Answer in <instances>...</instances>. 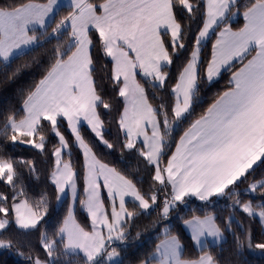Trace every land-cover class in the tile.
<instances>
[{"label":"snow or ice","instance_id":"obj_1","mask_svg":"<svg viewBox=\"0 0 264 264\" xmlns=\"http://www.w3.org/2000/svg\"><path fill=\"white\" fill-rule=\"evenodd\" d=\"M59 8V0H0V61L5 65L46 37L66 34L68 38L67 48H55L45 74L28 91L23 115L9 114L0 129V249H16L30 264H73L71 259H60L69 255L81 257L76 264H122L117 259L121 253L112 244L128 239L131 222L155 205L157 193L164 191L162 218L168 217L177 202L186 203L185 197L207 201L213 196H229L234 207L249 218H258L261 226L258 239L250 226L234 234L237 253L244 248L264 253V177L247 183L248 190L259 192L260 204L241 200L235 191L257 170L264 171V0H71L67 15L56 20ZM198 14L203 17V27L195 36L190 59L170 88L172 99L162 93L158 96L169 82L173 57L187 46L191 22ZM239 15L244 23L234 30L229 21ZM51 24L54 27L49 33ZM37 27L44 29L39 35ZM216 28L218 36L205 66L200 45ZM93 30L98 34L95 42ZM94 47L110 58V67L97 66L91 51ZM236 61L242 67L232 72L233 86L189 125L165 162L173 126L191 114L201 70L211 82ZM19 71L18 67L11 77ZM138 76L144 78L143 83ZM117 97L123 100L117 121L118 131L124 135L123 148L134 150L145 168L153 170L147 191L98 160L78 127L81 120L86 121L95 136L112 148L103 137L101 111H113ZM63 121L83 149V199L77 191V172L70 159H63L69 148L60 132ZM46 129L59 139L51 150L55 199L61 201L70 190L73 203L79 199L86 209L90 229L77 221L70 206L52 237L40 231L49 212L48 196L41 193L39 199H30L23 183V169L35 175L36 164L15 158L8 148L30 145L45 154L49 143ZM102 188L107 190V202ZM126 197L135 205L131 210ZM184 224L200 246L207 237L220 241L225 231L232 230L231 217L221 225L211 214L193 216ZM33 232H39L43 259L26 239ZM164 235L156 245V264H221L210 252L197 259L184 258L180 238L167 228Z\"/></svg>","mask_w":264,"mask_h":264},{"label":"trees","instance_id":"obj_2","mask_svg":"<svg viewBox=\"0 0 264 264\" xmlns=\"http://www.w3.org/2000/svg\"><path fill=\"white\" fill-rule=\"evenodd\" d=\"M34 1L45 2L46 0H33V2ZM7 2L11 3L12 0H7ZM63 9L64 8H61L56 14V20L60 17ZM68 11L69 9H65L66 14ZM242 11L243 9H241V12ZM202 21V15L198 14L191 22L189 40L186 41L187 46L185 49H181L177 56L173 57L174 62L169 68V82L166 89L157 93L158 96L162 93L169 100L172 99L170 88L176 82L179 70L191 57V52L195 48V36L198 35L199 29L203 26ZM184 23H188V21H184ZM230 24L234 29L242 27V15L235 16ZM51 27H54V24H51L47 29L49 33H51ZM92 35L95 42L98 39V34L92 31ZM215 38L216 33L214 32L201 48V62H203L205 66L206 62L210 60L212 45ZM67 44L68 38L66 34L49 36L42 39L39 46H32L30 49L26 50V54L11 59L7 65L0 61V129H2L9 114L15 112L18 117L23 115V100L28 91L33 89L35 84L45 74L46 69L53 61L55 48L60 46L62 49H66ZM91 51L94 59L98 62L97 66H99L100 63L107 64L108 67L111 66L110 58L103 57L98 47L92 48ZM241 65L239 61L235 62L230 70L225 69L218 79L211 82L207 81L206 76L201 70L202 79L199 83V92L193 100L191 114L186 115L185 119H182L178 124L173 126L171 140L169 142L170 146L166 149L164 157L165 162L172 153L175 143L178 142L179 137L189 125L195 119L199 118L223 92L233 86L230 83L232 72L236 71ZM18 67L20 71L14 77H11V74L15 72ZM139 80H141L142 83L144 82L142 78ZM151 93L152 89H149L150 97ZM112 95L115 96V93H112ZM115 106L116 107L111 112L108 110L101 111V119L104 121V139L108 140L109 143L113 145L112 148H108L102 143L100 139L94 136L91 129L86 126L80 128L81 135L101 162L115 168L121 174L136 183L143 191H147L149 185L152 183L150 173L153 170L151 168H145L142 158L138 157L134 150L129 151L123 148L124 135L122 132L118 131L117 124L118 111L123 110L122 98H116ZM60 130L64 133L70 145V151L65 152L63 159L65 161L71 160L73 168L77 172L79 196L80 199H83L84 157L80 148L74 143V136L64 121L62 122ZM46 135L49 143L46 145L47 152L45 154H41L38 149H33L31 146L27 145L9 146L8 152L17 159L24 158L35 162L37 173L35 175H29L27 169H23V183L28 197L32 200L39 199L41 193L47 194L49 199V212L45 216V219L41 221L40 231L47 232L48 235L52 237L67 215L70 201L67 197L61 199V201L55 199V186L51 183L50 179V173L54 170L55 157L51 155V150L53 145H58L59 139L47 129ZM69 152L71 153L70 156L67 154ZM36 175H39V179H36ZM262 177H264V171L257 170L252 177H249L247 182L258 180ZM2 188L3 186L0 185V190H2ZM157 195L158 201L156 206L147 211H142L141 214L131 222L128 239L125 242L114 243L113 247H116L121 253L119 261H122V264H141L142 261H146L147 264L156 262L153 259V254L156 250L158 241L164 236L160 233V229L164 224L170 221L172 222V225L169 227L170 233L178 236L184 245V258H196L202 252H210L221 261V264H264V253L262 252H256V254L249 253V249L244 248L237 253L234 234L239 235L244 229L250 226L254 237L258 239L261 226L258 219L249 218L245 213L239 210L238 206L234 207L232 198L228 197L225 201L226 205H224L221 202L222 200H217V198L213 196L211 197V201L216 200L214 203H207L208 205L202 207L195 206L189 209H183V207L174 208L171 210L169 218H162L161 206L165 199L166 192L160 191ZM247 197L252 196L248 194ZM247 197L243 196L241 200L245 201ZM127 206L130 210L135 207L132 201H129ZM208 212L214 213L216 222L221 225L226 224L229 217H231L232 230L228 233L226 240L222 244L197 250L191 237L183 230L181 223L182 220ZM75 216L79 223L90 229V217L80 205L79 199L75 207ZM242 224L244 227H242ZM137 233H139V236H137ZM54 238L59 241V237ZM26 239L30 242L33 249H35V252L43 259L45 253L39 242V232H33ZM60 259L61 261L71 259L73 263L76 264V262L80 261L81 257L69 255L67 257L62 256ZM0 264H30V262L25 256L19 255L16 249H0Z\"/></svg>","mask_w":264,"mask_h":264},{"label":"rangeland","instance_id":"obj_3","mask_svg":"<svg viewBox=\"0 0 264 264\" xmlns=\"http://www.w3.org/2000/svg\"><path fill=\"white\" fill-rule=\"evenodd\" d=\"M61 9V8H60ZM59 9V10H60ZM64 15H67L66 14V12H65V9H63L62 10V13H61V15H60V17L57 19V20H59L62 16H64ZM37 31V34L39 35L41 32H43L44 30H36ZM94 31V30H93ZM211 36V35H210ZM209 36V37H210ZM208 37V38H209ZM206 40H207V37L201 42V45H200V51H201V48L203 47V44L206 42ZM31 48V47H30ZM30 48H28V49H30ZM27 49V50H28ZM26 51V50H25ZM201 53H200V60H201ZM140 79V78H142V79H144L142 76H138L137 77V79ZM213 81H215V80H213ZM142 82V81H141ZM65 123H66V125H67V121H64ZM82 126H86V127H88V128H90V126H88V124H87V122L86 121H83V120H81V123H80V125H78V127H79V130H80V128L82 127ZM68 127V126H67ZM69 129V128H68ZM91 129V128H90ZM70 130V129H69ZM71 131V130H70ZM103 131H104V128H103ZM60 132H61V134L62 135H64V133L60 130ZM72 133V132H71ZM94 134V136H95V133H93ZM123 134V133H122ZM183 134V133H182ZM65 136V135H64ZM73 136H74V134H73ZM96 137V136H95ZM103 137H104V134H103ZM66 138V137H65ZM98 139H100L99 137H97ZM142 137H140L139 138V141H138V143L140 142V141H142ZM100 141L103 143V141L100 139ZM179 141V140H178ZM74 143L79 147V145L76 143V141H75V136H74ZM27 146H30V145H27ZM90 147V146H89ZM80 148V147H79ZM175 148V147H174ZM92 149V148H91ZM80 150H81V152H82V154H83V149H81L80 148ZM67 151H70V145H69V148L68 149H65L64 150V152H67ZM92 152H93V150H92ZM94 153V152H93ZM95 154V153H94ZM96 156V155H95ZM83 157H84V155H83ZM96 158H97V156H96ZM98 159V158H97ZM99 160V159H98ZM101 161V160H100ZM103 163V162H102ZM105 164V163H104ZM110 167V166H109ZM250 182H252V181H250ZM250 182H247V183H250ZM100 183L102 184L103 183V179L101 178V180H100ZM247 183H245V184H241L240 185V187L239 188H237V189H235V191H236V193H238L239 194V197H240V199L243 197V196H245V197H247L248 196V194H250L252 197H247V199L245 200V201H249V200H251L252 202H253V204L254 205H256V204H260L261 203V197H260V194H259V192H256V193H253V192H251L250 190H248V188H247ZM171 188H170V186L168 187V189H167V192L168 193H170V190ZM66 191H68V195H65V196H63L62 197V199L63 198H65V197H67L68 199H69V201H70V206L72 207V210H73V213H74V215H75V207H76V204H77V201L75 202V203H73V201H72V199H71V194H70V190H66ZM77 191H78V193H79V189H78V185H77ZM101 195H102V198L103 199H105V201L107 202V190L106 189H101ZM229 196H223V197H216L217 198V200L219 199V200H222L221 202L224 204V205H226L225 204V201H226V199L228 198ZM254 197V198H253ZM257 197V198H256ZM165 198H166V196H165ZM126 201H127V203L129 202V201H132V198L131 197H126ZM185 201H186V203H181V202H177L176 203V206L175 207H173L172 209H174V208H178V207H180V208H182L183 207V209H189V208H192V207H195V206H199V207H202V206H205V205H208L207 203H214L215 201H211V198L209 199V200H207V201H201V200H199L198 198H196V197H185ZM157 204V203H156ZM156 204L155 205H153L150 209H152V208H154L155 206H156ZM83 208V207H82ZM84 209V208H83ZM171 209V210H172ZM85 211H86V209H84ZM149 210V209H148ZM171 210H170V212H171ZM239 210H240V208H239ZM109 211H110V209H109ZM241 211V210H240ZM87 212V211H86ZM170 212H169V215H168V217L167 218H169V216H170ZM207 214H213L214 216H215V214L214 213H204V214H202V215H200V216H204V215H207ZM245 216V215H244ZM76 217V216H75ZM246 217V216H245ZM190 218H192V217H190ZM77 219V218H76ZM189 219V218H188ZM256 219H258V218H256ZM78 221V220H77ZM184 221L185 220H182V223H181V226H182V228H183V230H184V226H185V224H184ZM79 222V221H78ZM90 222H91V220H90ZM172 225V222L170 221L169 223H166V224H164L162 227H161V229H160V233L161 234H163L164 235V232H165V228H167L168 230H169V227ZM242 227H244L243 226V224H242ZM191 230V229H190ZM185 231V230H184ZM229 232H231V230L230 231H227V232H225L224 233V238H225V240H226V238H227V235H228V233ZM185 233H187L186 231H185ZM188 234V233H187ZM189 235V234H188ZM190 236V235H189ZM191 237V236H190ZM163 239H165V235L158 241V243L157 244H159ZM224 240V241H225ZM117 242H119V241H117ZM117 242H114V243H117ZM114 243L112 244V247H113V245H114ZM181 243H182V241H181ZM183 244V243H182ZM204 244V243H203ZM195 248L197 249V250H201V249H203V248H205V247H209V246H213V245H203V246H200V245H197L196 243H195ZM256 252H258V253H260L261 251H257V249H249V253H254V254H256ZM155 253H156V250L154 251V254H153V256L155 255ZM203 253V252H202ZM201 253V254H202ZM200 254V255H201ZM199 255V256H200ZM81 256H82V254H81ZM198 256V257H199ZM198 257H196V258H192V259H197ZM118 260H120V257L119 258H117ZM73 264H75V263H73ZM114 264H115V262H114ZM150 264H156V262H154V263H150Z\"/></svg>","mask_w":264,"mask_h":264},{"label":"crops","instance_id":"obj_4","mask_svg":"<svg viewBox=\"0 0 264 264\" xmlns=\"http://www.w3.org/2000/svg\"><path fill=\"white\" fill-rule=\"evenodd\" d=\"M35 2V1H34ZM46 2V1H45ZM36 3H44V2H36ZM59 4H60V8H64V9H69L70 10V5H71V0H59ZM59 8V9H60ZM59 11V10H58ZM234 18L235 17H233L232 18V20H234ZM243 18V17H242ZM232 20H230V23H232ZM243 23H244V21H243ZM203 27V26H202ZM233 27V26H232ZM234 29V28H233ZM36 30H44V29H40L39 27H37V29ZM235 30V29H234ZM216 33V38H215V40L217 39V36H218V32H219V29L218 28H216L215 30H210L209 31V35H208V37L210 36V35H212L213 33ZM208 37H207V39H208ZM215 40H214V43H215ZM213 43V44H214ZM30 47H32V46H29L28 48H30ZM27 50V49H26ZM212 54V53H211ZM255 53L253 52L252 53V55H254ZM250 58V57H249ZM210 59H211V56H210ZM237 62V61H236ZM247 62V60H245L244 61V63H246ZM235 63V62H234ZM240 67H242V65L240 66ZM239 67V68H240ZM238 68V69H239ZM237 69V70H238ZM225 69H222L221 70V73H220V75L222 74V72L224 71ZM220 75H218V76H216V77H214L213 78V80H216V79H218L219 77H220ZM139 79V78H138ZM212 80V81H213ZM175 151V148L173 149V151L172 152H174ZM171 155V154H170ZM215 197H217V196H215ZM211 215H213V214H211ZM200 216V215H199ZM200 217H203V216H200ZM189 219H191V218H189ZM189 219H186V220H189ZM184 230L191 236V230H190V228H188L186 225L184 226ZM225 237V236H224ZM224 240H225V238H223L222 240H220V241H216V240H214L212 237H207L205 240H204V244L203 245H220V244H222L223 242H224ZM193 244L195 245V242L193 241Z\"/></svg>","mask_w":264,"mask_h":264}]
</instances>
